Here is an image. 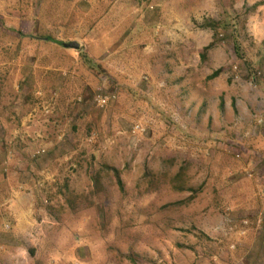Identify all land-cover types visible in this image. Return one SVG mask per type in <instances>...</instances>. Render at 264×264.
Masks as SVG:
<instances>
[{"label": "rangeland", "instance_id": "1", "mask_svg": "<svg viewBox=\"0 0 264 264\" xmlns=\"http://www.w3.org/2000/svg\"><path fill=\"white\" fill-rule=\"evenodd\" d=\"M0 162V264H264V0H0Z\"/></svg>", "mask_w": 264, "mask_h": 264}, {"label": "trees", "instance_id": "2", "mask_svg": "<svg viewBox=\"0 0 264 264\" xmlns=\"http://www.w3.org/2000/svg\"><path fill=\"white\" fill-rule=\"evenodd\" d=\"M258 4L256 3L255 5H253L252 7H250L251 9H247L249 12L252 11L255 7H257ZM235 16H236V13L234 14V16H230L228 15V18L227 19H224V20H219V21H216V20H205V22L202 24V27H213L215 29V34H214V39L212 42H210L206 47H204V53H203V56L207 53V51L214 47L215 44H217V42L220 40L219 39V32H218V28H222L223 31H226V30H231L232 33H231V38L233 40V45H234V49H235V53L237 55V57L241 60H243L246 64L249 62L248 59L243 55V52L241 50V45L239 43V34H237L236 30H237V23L238 20L236 21L235 20ZM236 29V30H235ZM61 44V42H58ZM218 74V72H214L210 77H215L216 75ZM88 101H86L87 103ZM83 111V110H81ZM86 114H84L83 116L81 117H84ZM94 125H93V122H90L89 124V129L90 131L92 129H94ZM78 132V127L74 126L73 129H71V137L73 138V141H71L72 139H69V137L66 138V140H63V143L62 144H65L66 147H57L59 149V151L63 152V154H71L72 151H77L81 145H86L88 144V137L85 136L84 139H83V142H81L80 140V137L77 136V133ZM96 144L98 143L97 140L95 142ZM85 147V146H84ZM34 156V155H33ZM35 157V156H34ZM62 160L65 162L66 160H64L62 158ZM98 161V162H96ZM93 163V162H92ZM0 164H3V162H0ZM93 165H95L96 167H103V168H106V169H111L114 174L116 175L117 179H118V184L123 187L122 185V181L120 179V176H119V172L116 168H111L107 165H103L102 163H99V158H94V163ZM4 166H5V163H4ZM185 171V168L181 167L180 170L175 174L174 176V179L175 180H179L182 178L183 176V173ZM6 174V173H4ZM92 176V180H93V185H94V191L93 193H100L102 191V186L100 184V169H96L93 174L91 175ZM152 173H151V170L147 167V169L145 170L144 172V177H150L149 178V181L151 182L152 184ZM178 189L182 190V188L180 186H177ZM202 189V187H201ZM196 194V192H195ZM194 197V194L192 196H190L188 199H192ZM180 204H182L181 201H177V202H172V203H168L166 205H164V207H178L180 206Z\"/></svg>", "mask_w": 264, "mask_h": 264}, {"label": "built area", "instance_id": "3", "mask_svg": "<svg viewBox=\"0 0 264 264\" xmlns=\"http://www.w3.org/2000/svg\"><path fill=\"white\" fill-rule=\"evenodd\" d=\"M116 94L114 92H103L100 91L96 94L95 96V101L97 102L99 107H105L107 106L110 102L114 101L116 99ZM140 125H137L136 127L138 128ZM43 151V152H42ZM41 153H44L45 150H42Z\"/></svg>", "mask_w": 264, "mask_h": 264}, {"label": "water", "instance_id": "4", "mask_svg": "<svg viewBox=\"0 0 264 264\" xmlns=\"http://www.w3.org/2000/svg\"><path fill=\"white\" fill-rule=\"evenodd\" d=\"M64 46L66 47H73V48H79V43L78 42H70V43H64Z\"/></svg>", "mask_w": 264, "mask_h": 264}]
</instances>
